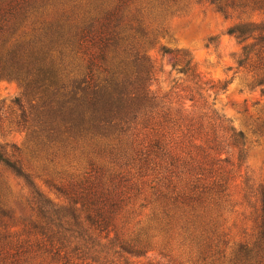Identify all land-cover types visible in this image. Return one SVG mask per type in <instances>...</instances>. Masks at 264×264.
<instances>
[{
  "label": "trees",
  "instance_id": "obj_1",
  "mask_svg": "<svg viewBox=\"0 0 264 264\" xmlns=\"http://www.w3.org/2000/svg\"><path fill=\"white\" fill-rule=\"evenodd\" d=\"M146 1L0 0V82L21 89L25 133L0 142V167L30 186L14 225L0 193V264H164L173 244L191 264H264V171L244 167L243 134L207 102L226 84L161 47L190 85L151 90L144 46L161 32L145 16L179 0ZM204 1L232 20L237 67L264 93V0ZM254 133L264 139V119ZM58 154L82 171L50 198L30 166Z\"/></svg>",
  "mask_w": 264,
  "mask_h": 264
},
{
  "label": "rangeland",
  "instance_id": "obj_2",
  "mask_svg": "<svg viewBox=\"0 0 264 264\" xmlns=\"http://www.w3.org/2000/svg\"><path fill=\"white\" fill-rule=\"evenodd\" d=\"M150 1H146V6ZM145 19L146 24L154 30L159 27L161 32L154 41L144 46L154 65L151 90L162 96L175 88L183 89L190 85L180 73L182 64H175L171 54L161 53V47L177 51V58L182 54L188 55L200 80L225 83V90L215 96L208 92L210 97L207 102L218 116L243 134L247 156L244 167L255 177L262 175L264 139L254 132L264 119V93L259 88L249 87L250 74L237 67L236 60L242 45L226 35L232 20L224 19L204 0H179L165 9L150 8ZM20 96L21 89L16 83L0 82V142L21 145L24 141L25 133L19 132L16 125L20 110L14 105ZM23 105L28 109L27 101ZM47 156L36 157L30 169L34 172L35 187H40L48 197L54 198L53 190L49 189L61 187L63 181L67 185L81 173L82 168H78L79 164L72 156ZM24 187L30 186L11 171L0 167L2 203L13 213L15 220L9 222L12 225L17 223L19 216L26 217L29 214L22 199L26 191ZM236 209L239 210L238 206ZM232 232L236 235L235 239H240L247 231L246 227L236 225ZM162 251L167 255L163 260L166 264H191L188 251L184 253L174 244ZM157 260L162 261L160 257Z\"/></svg>",
  "mask_w": 264,
  "mask_h": 264
}]
</instances>
